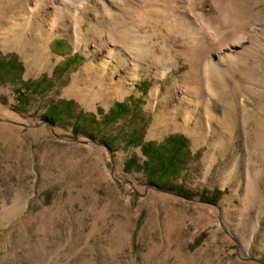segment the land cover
<instances>
[{
	"label": "rangeland",
	"instance_id": "obj_1",
	"mask_svg": "<svg viewBox=\"0 0 264 264\" xmlns=\"http://www.w3.org/2000/svg\"><path fill=\"white\" fill-rule=\"evenodd\" d=\"M8 1L0 0V58L12 60L0 64V264H264V0H157L200 34L148 17L136 27L141 43L108 6L140 0H45L46 23L70 7L53 32L29 26L26 47L5 29L35 0ZM80 25L77 47L70 27ZM241 35L248 40L236 46ZM87 71L90 91L82 83L68 92ZM127 98H141L149 119L142 142L188 137L191 158L177 180L188 196L151 181L142 145L129 139L141 121L104 124Z\"/></svg>",
	"mask_w": 264,
	"mask_h": 264
},
{
	"label": "bare ground",
	"instance_id": "obj_2",
	"mask_svg": "<svg viewBox=\"0 0 264 264\" xmlns=\"http://www.w3.org/2000/svg\"><path fill=\"white\" fill-rule=\"evenodd\" d=\"M45 0H35L32 4H31V11H29L28 13H24L21 15V17H17L16 19L10 20L9 25L6 27V33H7V37L9 36H15L14 40H17V44L20 45H24L23 47H26V44L28 42L24 41V43L22 44V40L24 39V31L27 30V28L29 26L34 27L36 24H39L41 26V31H45L46 25H48L47 28V33L48 32H53L54 28L53 26L56 25L57 27L58 22L60 20H62L65 16V13L67 12V9L70 7V2H68V4L59 9V19H54L51 18V20L46 23L42 18L41 15L39 13L40 10L43 9V4H44ZM10 2V0L7 2V4ZM74 2V1H73ZM87 2V0H82L81 3L85 4ZM155 2H157V0H140V3L135 7L134 4H126L124 5H119L117 2H112L109 1L108 6L111 8L113 7L114 10H116L118 12V14L121 16V20L120 22H122V25L126 26V32L128 33V35H130L131 37L134 38L135 43H141V39L139 34L137 33V26L142 23L143 20L147 19L148 17H157V18H164L165 20H167V23L169 22V26L171 27L170 29L173 31H177V32H188L192 34H196L198 35V32L200 31V29H198V27L194 26L192 22H190L189 20H184V18H180V17H176L172 14L171 8L169 5H165L162 7H159L155 4ZM162 2V0H161ZM165 2V1H164ZM6 4V5H7ZM88 6V3H86ZM125 4V3H123ZM155 4V5H154ZM78 5L75 4V7ZM102 7L107 10V5L106 3H101ZM82 11H80L81 13ZM106 12V11H105ZM82 14V13H81ZM107 14H110L109 12H107ZM78 16V15H77ZM79 23H81V21H79ZM78 23V24H79ZM196 25V24H195ZM62 28L63 32H68L69 29L66 26H60L59 29ZM22 30V31H21ZM73 32V33H72ZM70 33H72V37L73 40L75 42V45L78 47L83 40L84 37V32H83V28L80 26H78L77 28L75 27L74 30L71 29L70 27ZM200 34V32H199ZM111 38V37H109ZM13 40V42H14ZM248 40L247 36L241 35L238 38V41L235 42V45L237 46H241L243 45L246 41ZM230 47H233V45H231ZM220 54V53H218ZM216 54V55H218ZM215 53L210 52L208 55V59L207 61L204 62L203 64V75L205 80H206V84H205V90L202 93L203 96V101L206 102V104L208 103L207 99L213 100V88L211 89V83L209 82V75H210V69L212 71V67L215 64ZM207 66L209 68H207ZM201 70V71H202ZM91 74L89 73V71H87L85 73V77L82 78L83 81L80 82V84L78 83V85L75 83L70 87V90L68 92L70 93H74L76 92V90L83 84H85V89L86 91L89 90V87H92L91 84ZM86 80V81H85ZM90 91V90H89ZM97 98L100 96V91H97ZM205 95V96H204ZM206 99V100H205Z\"/></svg>",
	"mask_w": 264,
	"mask_h": 264
},
{
	"label": "trees",
	"instance_id": "obj_3",
	"mask_svg": "<svg viewBox=\"0 0 264 264\" xmlns=\"http://www.w3.org/2000/svg\"><path fill=\"white\" fill-rule=\"evenodd\" d=\"M74 54L73 56H76ZM12 60L9 58L1 59L0 64L5 66H10ZM3 65V66H4ZM2 68H5L3 67ZM8 68V67H6ZM42 81L49 80L48 77L43 76ZM40 80V81H41ZM41 81V82H42ZM133 98L132 96H130ZM61 100L60 102H63ZM142 99L137 98L136 105H133L134 101L132 99H125L123 101H117L108 113L104 116V124H109L113 121H118L119 119H130V123H137L141 121L142 126L136 127L129 138L133 143H138L142 145L143 153L147 156V160L144 161L147 173L151 176V181L162 182V184L167 188H173L178 190L180 194L188 196V190L183 183H179L177 180L182 175V172L186 168L189 159L191 158V149L189 144V139L185 134L182 133H172L167 135L163 140H148L142 142L144 130L149 123V119L142 112L140 105ZM133 102V103H132ZM133 106V107H132ZM81 115V112L78 116ZM77 128V123L74 124V129ZM134 163V158L127 161L126 165H132ZM164 177H167L164 179ZM221 191L214 190L212 192L211 198L207 197L205 193L201 194V197L212 201H216L220 198ZM203 241L202 236L196 239L194 246H199Z\"/></svg>",
	"mask_w": 264,
	"mask_h": 264
}]
</instances>
